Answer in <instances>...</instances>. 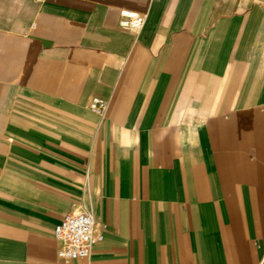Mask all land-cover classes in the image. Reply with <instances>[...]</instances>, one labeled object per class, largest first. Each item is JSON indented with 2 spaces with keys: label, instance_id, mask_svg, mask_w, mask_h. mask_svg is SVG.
Segmentation results:
<instances>
[{
  "label": "crops",
  "instance_id": "crops-1",
  "mask_svg": "<svg viewBox=\"0 0 264 264\" xmlns=\"http://www.w3.org/2000/svg\"><path fill=\"white\" fill-rule=\"evenodd\" d=\"M0 264H264V0H0Z\"/></svg>",
  "mask_w": 264,
  "mask_h": 264
},
{
  "label": "built area",
  "instance_id": "built-area-1",
  "mask_svg": "<svg viewBox=\"0 0 264 264\" xmlns=\"http://www.w3.org/2000/svg\"><path fill=\"white\" fill-rule=\"evenodd\" d=\"M145 16L136 11L121 9L119 11L118 25L121 28L138 31L144 24ZM89 109L101 114L106 102L95 97L89 104ZM105 225H96L94 216L87 211L67 212L53 228V237L58 242L56 255L64 261L80 258H89L95 241L104 238Z\"/></svg>",
  "mask_w": 264,
  "mask_h": 264
}]
</instances>
